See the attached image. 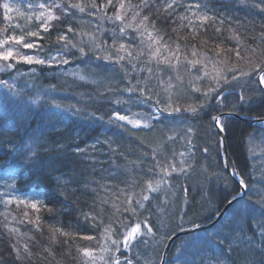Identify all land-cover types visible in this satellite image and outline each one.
<instances>
[{
    "label": "snow or ice",
    "instance_id": "obj_1",
    "mask_svg": "<svg viewBox=\"0 0 264 264\" xmlns=\"http://www.w3.org/2000/svg\"><path fill=\"white\" fill-rule=\"evenodd\" d=\"M233 8L253 10L264 19V0H91L90 4L40 0L38 4L28 3L27 12L9 0L0 3L6 22L0 29V73L9 77L0 79V86L14 97L10 102L26 106V112L20 114L22 118L35 112L44 128H55L62 123L54 119L58 117L57 110H65L122 130L143 129L154 134L151 143L155 145L140 153L138 162L130 163L126 157L132 153H125L118 141L108 138L88 142L75 137L49 146L47 140L41 139L43 132L27 139L21 136L17 142L11 136L4 138L0 128V156L5 157L0 162V208L5 210L0 224V264H38L54 255L53 247L60 248L58 235L65 237L68 249L62 254L77 264H264V173L257 178L254 165L246 174L235 166L229 170L231 176L238 177V187L254 196L241 195L235 189V195L224 193V210L213 208L215 196L210 187L201 189L205 192L202 207L207 205L202 220L212 226L211 231L196 223L195 217L186 219L187 211L179 216L183 223H175L174 214L168 210L171 198L179 199L174 188L189 191L187 186L178 185L181 176L188 180L194 171L208 172V167L195 159L194 129L188 124L189 118L196 120L201 113L208 116L220 136L219 146L226 140L223 134L230 126L228 117L241 104L264 107V23L259 36L251 37V44H247L243 34L255 31L254 22L253 27H248L246 19L232 13ZM80 14L87 16L92 32L80 30ZM16 18H23L28 26L13 23ZM105 22L112 27L103 28ZM225 30L233 33L224 40L234 47H223ZM108 40L112 43L108 44ZM189 40L211 44L214 55L205 53L202 59L197 58L201 53L195 44L189 45ZM45 41H49L47 46ZM225 51L234 62L219 58ZM209 63L213 65L212 73L207 71ZM81 65L85 70L94 66L92 75L108 81L103 92L97 89L95 95L85 93L87 99L78 101L83 109L58 100L57 93L63 85L39 84L33 68L66 71L75 66L77 71L68 75L82 81L85 77L79 74ZM21 67L28 71L20 72ZM185 72H201L202 76L185 86ZM117 74V84L122 87L112 83ZM209 76L212 83L197 86L196 81ZM18 79L25 80V87L27 79L33 80L31 95L16 86ZM242 80L255 86L240 84ZM229 85L241 89L232 102ZM126 94L135 97L132 103L144 105L146 111L132 113L129 103L127 109L112 111L107 121L87 111L93 105L120 106L124 102L115 97ZM191 99L197 102L186 103ZM257 123L259 130H264V117L257 118ZM19 131L17 125L16 135ZM256 131L245 133L246 141L255 139ZM177 146L183 150L178 151ZM203 151L207 153L209 149L205 147ZM225 161L227 167V157ZM40 178L49 184L40 183ZM78 193L91 197V202L81 200ZM111 193H115L119 207L106 198ZM82 203L87 205V211L80 207ZM13 205L23 209L21 216H13ZM42 212L52 221L58 215L77 214L75 225L70 227L79 230L76 238L88 242V246L73 248L69 243L72 237L62 228L50 229V239H36L44 236ZM9 223L30 225L29 231H34L35 236L21 244L16 238L19 227H9ZM97 229H102L100 238L104 241L99 253L93 242L100 241L92 234ZM180 234L184 239L173 250Z\"/></svg>",
    "mask_w": 264,
    "mask_h": 264
},
{
    "label": "trees",
    "instance_id": "obj_2",
    "mask_svg": "<svg viewBox=\"0 0 264 264\" xmlns=\"http://www.w3.org/2000/svg\"><path fill=\"white\" fill-rule=\"evenodd\" d=\"M3 0H0V3H2ZM59 2V0H57ZM71 3H85L90 4L91 0H70ZM99 2V0H98ZM133 3H136L137 0H132ZM232 13L240 19H246L248 21L247 26L253 27V22L255 25V31L254 32H244V37L247 39V44H251V37L253 36H259L260 30H261V24L264 23V19H262L261 16L256 15L253 10L248 11H241L239 8H233ZM80 17H83V19H80L81 24V31L84 32H92L93 28L89 26L88 18L85 14H80ZM79 19V17H78ZM6 22L3 19L2 10H0V29H3L5 27ZM103 28H111L112 25L105 22L102 24ZM177 27H179L177 25ZM11 31V29H10ZM243 31V28L241 29ZM55 35V34H54ZM53 35V38H54ZM186 35V33L184 34ZM233 35V33L225 30L224 36L221 37V41H224L223 47L229 48L234 47L233 44H229L227 41L224 40V37H228ZM78 39V38H77ZM85 40H87V37H85ZM243 41V38H242ZM49 41L43 42L45 46H47ZM220 41H217L219 43ZM112 41L108 40V44H111ZM189 45H196V49L201 53V55L197 58L202 59L203 55L207 53L208 55H214V49L210 45H202L201 43H198L196 40H189ZM257 43H259V40H257ZM255 45H253L254 47ZM190 59L192 57H189ZM220 59H228L230 62H234V58L231 57L226 51L221 53ZM97 64L102 63L101 61H96ZM43 66H33L36 77L38 78V83L43 86L48 85H63V89L60 90L57 93V99L61 100L64 104L68 105H74L77 108H84L83 104L78 103L81 99H87L85 96V93H92L95 95V92L97 89H99L101 92L104 91L108 81H101V78L96 76L98 79L97 82L95 81H81L73 76L68 75L64 72V74H61L62 71H65L63 69L59 68H47L44 69V71H41V68ZM81 67L85 68L84 65H81ZM90 70H87L88 72L92 73L96 71L94 66H89ZM243 70L247 71V67L244 65H241ZM69 68V67H68ZM28 69L26 67H21L20 72H27ZM131 71V69H129ZM209 73H212L213 71V65L212 63H209V67L207 69ZM112 72V69H109V73ZM1 78H5V80H8L9 77L7 74L0 73ZM12 75H16L13 73ZM184 76V84L185 86H189L191 81H194L195 77L202 76L201 72H185L183 73ZM120 77L117 74L114 79L112 80L113 84H117ZM254 79V78H253ZM12 83V81H9ZM175 83V82H174ZM212 83L211 76L208 78L203 79L202 82L196 81L197 86L200 87H206ZM247 83L249 88L254 87V83L251 81H240V84ZM16 86L18 88H23L25 93H28L31 95L30 89L33 84L32 79H27V85L28 87H25V80L24 79H18L15 82ZM122 87V85H118ZM231 91V95L229 96V101H234V98L237 96V94L241 91V89L236 85H229ZM7 94V95H6ZM251 94V93H249ZM123 101L120 106L113 107L109 104H103V105H93L87 108L88 112H95L97 116H103L104 120H108V116L111 115L112 111L120 110V109H127L129 103H132L135 101V97H130L129 95H123L120 97H115ZM114 98V99H115ZM14 97H12L10 94H8V89L4 86H0V128L4 130V138H7L9 136L13 137L14 139L19 142L20 137L24 136L26 139L28 136H37L41 132H43V136L41 137L42 140H47L49 142V146L54 142H65L69 141L71 138L78 137L80 140L91 142L93 139L99 137L101 140H104L105 138H108L110 140L118 141L120 145L123 146V150L125 153L131 152L132 155H128L127 161L130 163L132 162H138V155L143 152H147L150 147H154L151 143L152 136L154 134L148 133L145 130L141 129L138 131H131L129 129H121L119 127H113L106 123H101L98 120L91 119V118H84L79 116H73L71 113L65 110H57L58 111V117L54 119H59L62 121L61 124H58L55 128H44L43 121L35 114L31 117L25 115L23 118L21 117V113L26 112V106L23 104H16L10 102ZM197 101L195 99H191L186 101V103H196ZM213 104H215V101H212ZM100 109L97 111V109ZM146 111V107L142 104L137 105L135 103H132L131 112L137 113V112H144ZM224 111H229V109H224ZM239 113H242L249 117H262L264 116V107L258 105V104H252L244 105L241 104L239 106V110L236 111ZM127 114V113H125ZM215 114V113H213ZM179 116V114H176ZM190 116V114H189ZM228 121L230 123V126L228 127L226 131V139H227V145L228 150L230 153V163L233 166H235L238 169H241L245 174L250 170V168L254 165L255 166V173L256 177L259 178L262 173H264V139H262V136H264V130H259V125H252L248 123L247 121L236 118L233 116L228 117ZM165 123H169V121H165ZM188 124L191 125L194 129L193 132V143L195 144V159L199 161L200 165L208 167V172L206 174H200L196 171L192 172V175L190 179L185 180L182 176L180 177L179 181L177 182L178 185H185L189 188L188 192H182L178 191V188H174L173 191H176L178 193L179 199L171 198V203L169 205L168 210L174 214L175 223H183L179 216L182 212L187 211L188 217L186 219H190L195 217L196 223H202V217L207 214V205H203L202 196L205 195V192H202L201 189H207L211 188L212 192L215 196V203L213 205V208H217L218 210H221L225 203H221L223 200V194L232 192L233 195H235L236 191L241 190L240 187H238L236 181L234 178L227 172V169L225 167L226 161H225V152H224V146L223 145H217V141L220 139V136L217 135V131L211 126L209 117L204 115L203 113L200 114V117L196 120L190 119L188 120ZM19 125V135H16V126ZM183 127H187V125H183ZM11 129V131L9 130ZM256 131L255 139L246 141L245 139V133ZM182 143V142H181ZM84 145L81 144V147ZM115 147V145H113ZM207 147L209 151L205 153L203 151V148ZM177 150H183L177 146ZM5 159V157L0 156V162H2ZM117 163H122L121 161H117ZM189 163H192L190 160ZM123 166V165H122ZM105 167H107V164H105ZM97 179H99L97 177ZM40 183L44 185H48L49 181L44 178H40ZM101 183H104L101 181ZM251 183V181H249ZM23 187V185H21ZM120 187H123V185H120ZM43 191V189H41ZM247 195H253L252 192H246ZM80 196V194H77ZM101 195H105L104 193H101ZM106 198L109 199V203H116V207H119V203L115 200V193H111L110 196H106ZM163 194H161L160 199L163 200ZM255 198V197H254ZM81 200H87L88 202H91V197L88 196H80ZM122 199V197H121ZM59 207V206H58ZM64 207H67L66 205ZM81 208H83L85 211H87V205L81 204ZM4 209L0 208V224L4 221ZM228 211H231L230 209ZM23 212V209L17 210L15 206H12V213L13 216H21ZM42 216L45 217V220L43 221L42 227L44 230V236L43 237H36V239H50V229L53 228H62L65 232H68L72 239L69 240V243L73 245V248L75 246H88V242L81 241L78 238H76V234L79 231L78 229L74 227H70V225H75V215L67 216V215H58V219L56 221H52L47 219L48 214L47 213H41ZM34 218V217H33ZM12 217H9V221H11ZM190 226L188 224H184V227ZM9 227H19L18 225L9 223ZM30 225H25L23 227H19V232L17 234V240L21 244L28 243V237L35 236L34 231H29ZM209 231L212 230V228L207 229ZM102 229H97L95 233H92L93 235L97 236V239L100 241L99 244H96V242H93L95 246L97 247V252L99 253L100 248L104 245V241L100 238V232ZM184 237H182L180 240L174 243L173 250L175 249V246L180 244L181 240H183ZM58 241L60 244V248L53 247L52 251L54 253L53 256L48 257L44 261L38 262V264H77V261L75 259L66 258L62 253L67 252L68 249L65 245V237L58 235ZM44 247H48V245H44ZM142 247V246H138ZM134 252L137 251V248L133 249ZM171 254V253H170ZM75 251L72 252V256H75Z\"/></svg>",
    "mask_w": 264,
    "mask_h": 264
},
{
    "label": "rangeland",
    "instance_id": "obj_3",
    "mask_svg": "<svg viewBox=\"0 0 264 264\" xmlns=\"http://www.w3.org/2000/svg\"><path fill=\"white\" fill-rule=\"evenodd\" d=\"M9 2L14 7H20L21 10L27 12V4L28 3L38 4L40 2V0H9ZM12 15L14 16V18L16 17V13L15 12H13ZM16 22H19L22 27H27L28 26L27 21H25L23 18H16V19H14L13 23H16ZM75 71H77V69L75 68V66H72V67L67 68L66 71H64V72L68 74V73L75 72ZM79 74L80 75H83L85 77V79L83 81H89V82L90 81H92V82L96 81L97 82V80H98L96 78V76L92 75V73L88 72L83 67H80ZM5 78L6 77L1 78V74H0V79H5ZM75 78H77V77H75Z\"/></svg>",
    "mask_w": 264,
    "mask_h": 264
},
{
    "label": "water",
    "instance_id": "obj_4",
    "mask_svg": "<svg viewBox=\"0 0 264 264\" xmlns=\"http://www.w3.org/2000/svg\"><path fill=\"white\" fill-rule=\"evenodd\" d=\"M225 112H228V111H225ZM232 116L243 119V120L247 121L248 123L255 124V125H258L257 118H260V117H249V116H246V115L239 113V112H234L232 114ZM223 135H226V134L224 133ZM224 148H225V157H227V167L226 168H227V171L230 173L229 170L232 168V166L230 163V153H229L228 148H227V140H225V142H224ZM234 178L237 181L238 177H234ZM245 192H246V190L241 188V191H240L241 195H244ZM225 208H226V204L223 206V208L221 210H224ZM225 214H227V213H225ZM201 224H203L204 228H207V229L212 228V226L207 224V223H201ZM188 227H190V226H188ZM182 236H184V235L180 234L178 238H175L174 242L176 240H178L179 238H181Z\"/></svg>",
    "mask_w": 264,
    "mask_h": 264
},
{
    "label": "bare ground",
    "instance_id": "obj_5",
    "mask_svg": "<svg viewBox=\"0 0 264 264\" xmlns=\"http://www.w3.org/2000/svg\"><path fill=\"white\" fill-rule=\"evenodd\" d=\"M231 116H232V115H231ZM233 117H235V116H233ZM262 117H264V116H262ZM236 118H237V117H236ZM252 125H255V124H252ZM258 125H259V124H258ZM226 140H227V139H226ZM223 146H224V144H223ZM227 148H228V145H227ZM228 151H229V150H228ZM224 152H225V148H224ZM231 166H232V165H231ZM226 169H227V168H226ZM227 172H228V171H227ZM228 173H229V172H228ZM229 174H230V173H229ZM232 177H233V176H232ZM233 178H234V177H233ZM234 180H235V178H234ZM235 181H236V180H235ZM246 192H247V190H246ZM246 192H245V194H246ZM245 194H244V195H245ZM202 223H204V222H202ZM186 227H188V226H186ZM182 237H184V236H182ZM182 237H181V238H182ZM181 238H179L178 240H180ZM178 240H176L175 242H177ZM175 242H174V243H175ZM174 243H173V245H172V248H173V246H174Z\"/></svg>",
    "mask_w": 264,
    "mask_h": 264
}]
</instances>
